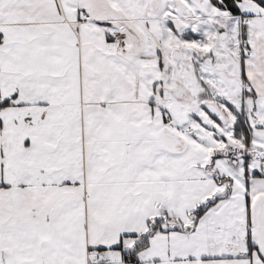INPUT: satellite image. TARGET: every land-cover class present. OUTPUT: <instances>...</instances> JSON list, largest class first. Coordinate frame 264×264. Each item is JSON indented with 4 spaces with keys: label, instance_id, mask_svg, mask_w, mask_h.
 <instances>
[{
    "label": "snow or ice",
    "instance_id": "obj_1",
    "mask_svg": "<svg viewBox=\"0 0 264 264\" xmlns=\"http://www.w3.org/2000/svg\"><path fill=\"white\" fill-rule=\"evenodd\" d=\"M0 264H264V0H0Z\"/></svg>",
    "mask_w": 264,
    "mask_h": 264
}]
</instances>
